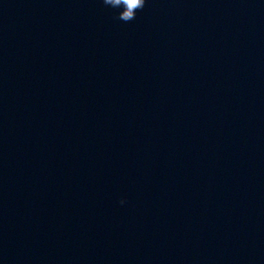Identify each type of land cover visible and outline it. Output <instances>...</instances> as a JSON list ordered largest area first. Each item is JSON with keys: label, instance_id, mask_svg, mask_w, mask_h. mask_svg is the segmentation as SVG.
<instances>
[{"label": "clouds", "instance_id": "clouds-1", "mask_svg": "<svg viewBox=\"0 0 264 264\" xmlns=\"http://www.w3.org/2000/svg\"><path fill=\"white\" fill-rule=\"evenodd\" d=\"M102 3L118 10L116 19L127 23L136 18L137 12L144 8L146 0H102ZM120 203L124 204L125 200L121 199Z\"/></svg>", "mask_w": 264, "mask_h": 264}]
</instances>
